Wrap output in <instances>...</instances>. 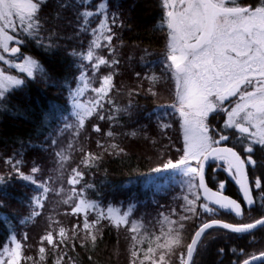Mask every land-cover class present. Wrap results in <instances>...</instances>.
<instances>
[{
	"label": "snow or ice",
	"instance_id": "1",
	"mask_svg": "<svg viewBox=\"0 0 264 264\" xmlns=\"http://www.w3.org/2000/svg\"><path fill=\"white\" fill-rule=\"evenodd\" d=\"M91 2L92 0H74V3L73 0H56L61 10L70 7L82 8L76 13V37L81 34L91 36L86 50L80 52L73 50L69 53L74 58L73 66L79 70L75 78V87L65 82L74 123H68V118L62 117L64 123L60 132L71 128L75 130V136H79L85 122L93 116L100 121L107 119L110 124H119L118 117L120 115L130 117L131 110L135 107L131 100L126 106H117L109 95L117 90L114 79L117 74L116 66L120 63L115 58L117 50L112 44L117 35L113 32V26L123 27L124 23L119 20L118 7L110 11L108 0H98L94 10H89ZM47 3L48 0H0V111L13 112L15 106L10 105L9 97L20 90L28 79L48 77L45 66L23 51L29 42L45 53H50L58 47L54 42L56 29L46 28L48 18L41 15L42 8ZM161 7L163 14L158 28L167 32V52L159 61L141 57L148 70L143 75L139 72L135 75L141 81L148 82L146 91L153 96L157 94L156 86L165 77L175 81L176 103L168 107L178 113L181 121L182 156L175 163L167 159L162 167H157L154 171L180 170L187 177V190L192 198L187 195L183 197L185 203L182 205V211L186 214L180 215L179 220L187 221L193 217L201 220L192 233L190 242L185 243L182 235L184 223H179L178 229L174 231L172 225L177 221L171 220L163 213L162 220L159 221L161 225L159 235L153 233L151 239L146 235H140L143 224L130 219L136 205L130 203L126 210L122 211L119 206L108 205L105 208L98 200L86 198L85 189H91L93 185L86 184L85 188L77 191L75 185L81 182L83 173L74 168L67 181L72 188L63 203L70 204L73 198L78 200L72 207L71 214L83 215L82 226L73 225L71 236L68 229L60 226L54 236V230L49 225V230L40 238L39 258L36 260L24 254L27 234H22L18 239L14 227L9 224L10 243L0 244V264H22V261L40 264L46 259L45 242L52 246L53 252L69 247L74 250L76 244L73 241L77 236L80 237L81 246L90 241L94 248L98 234L102 239L105 227L103 221L117 229L124 226L131 233L130 264H145L146 261L149 264H173V256L179 264H194L197 249L206 247L208 237L205 234L209 229L219 227L241 236L248 234L254 240L253 231L264 228V217L251 222L229 223L216 218L204 219L197 216L196 212L198 201L201 214H208L211 217L219 210L243 217L245 209L250 212L256 204L264 208V175L254 178L250 183L247 171L248 168L254 170L262 163L254 158L257 147L264 150V0H257L254 3H245L243 0H161ZM60 16L61 12L56 11L53 19H59ZM96 17L100 19L97 26L93 27L92 19ZM102 49H107L108 56L100 54L99 50ZM145 53L148 55L146 49ZM157 64L161 69L159 74L152 70ZM101 66L113 70L101 75L98 78L99 86L96 87L93 85ZM143 86V83H140L137 88L129 89L128 95L130 97L138 95L139 89ZM88 92L92 95L86 96ZM105 104L111 107L105 108ZM56 111L58 109H52V112ZM221 114L224 119L220 126L216 127L212 120ZM148 116L149 118L155 116L161 132L171 127L170 123L164 122L168 116L166 111H156L149 113ZM93 131L101 132L99 124L93 125ZM105 135L114 140L118 134L110 127ZM126 135L133 138L143 135V138L150 139L146 125ZM230 139L237 140L241 146L240 151L235 147L224 146V142ZM56 143L55 139L51 140L53 146ZM20 145L4 163L11 169L9 180L15 175L18 179L35 185L38 190V194L30 200L32 208L30 216L21 221V224H25L41 215L40 210L43 209L44 201L51 189L46 182L36 180L35 174L41 170L37 164L33 163L29 175L21 171L27 148H43V145H33L31 141L26 145L21 141ZM98 147L109 154H126L125 149L118 143H108L105 146L98 142ZM54 154L63 167V162L68 157L63 151ZM101 159L102 156L99 154L87 153L82 163L95 166ZM217 160L222 162V167L226 166L224 170L239 185L243 205L223 194L226 182H220L217 191H213L206 183L205 166L209 161ZM6 182L5 177L0 175V187ZM253 191H256L258 199L253 196ZM0 207H3L2 203ZM172 212L175 214V209ZM90 213H94L91 221L88 218ZM208 236H211V233H208ZM145 240L148 241V247L143 250L141 257L142 249H138L137 245H142ZM223 251L219 250L221 254ZM231 251L236 252L235 249ZM240 255L250 256L242 259L240 264L256 262L264 264V251L257 256L245 254L241 249ZM66 256L69 264H75L66 250L55 258V264H62Z\"/></svg>",
	"mask_w": 264,
	"mask_h": 264
},
{
	"label": "trees",
	"instance_id": "2",
	"mask_svg": "<svg viewBox=\"0 0 264 264\" xmlns=\"http://www.w3.org/2000/svg\"><path fill=\"white\" fill-rule=\"evenodd\" d=\"M98 0H92L88 6L89 10H94ZM257 2L252 0L250 3ZM74 3V0H73ZM109 10H115L118 7L119 20L123 21V27L113 26L116 38L112 44L116 47L115 58L120 61L116 66L114 83L116 89L109 95L117 106H126L131 100L135 106L131 111L132 115H120L119 124L111 123L106 119L100 121L96 116L85 122V127L80 130L79 136L74 135V129H67L60 132L63 127L62 117L68 118V123H74L71 117V102L68 95V88L65 82H69L75 87V78L79 70L75 68L74 58L69 55L70 52L84 51L87 48L91 36L81 34L76 37V13L82 8L70 7L59 9L56 0H48L43 6L41 15L47 17L46 28L49 30L56 29L54 42L58 45L50 53H45L29 42L23 51L38 59L48 70L47 78L37 77L28 79L25 85L9 97L10 105L15 106L16 111L12 113L0 111V175L7 181L0 187V244L7 245L10 243L11 224L14 227L17 238L26 233L28 239L25 241V255L31 256L38 260V249L40 247V238L49 230V225L54 230L56 236L60 226L68 229V234H72L73 225L83 223V215H72L73 201L70 204L59 203V196L62 192H70L72 186L68 184V179L72 175V169H77L83 173V179L75 185L77 191L85 188L86 184L93 185L91 189H85V197L101 202L102 206L113 204L126 210L130 203L136 207L130 216L143 224V231L152 236L159 235L160 223L162 220L161 213L168 209L171 204L174 207L176 216L185 215L182 211L183 201L180 200V188L172 183L169 189L163 192V197L158 193L159 185L154 182L157 167L167 160L177 161L182 155L183 143L181 139L180 119L176 112L166 105V97H170L174 92V81L165 77L159 85L156 86V95L149 94L146 89L147 81H141L136 77L139 72L143 75L148 69L141 57L146 60L159 61L164 58L167 52V32L160 30L158 24L162 19L161 0H108ZM56 11L61 12L59 19H53ZM100 17L92 19V26H97ZM47 34V33H46ZM73 37V38H69ZM147 50L148 55L145 53ZM101 55L108 56L107 49L99 50ZM111 58V57H109ZM113 69L107 66H101L97 79L93 86H99V77L108 74ZM157 74L161 69L159 65L152 69ZM91 76V71L89 72ZM143 83V88L139 89L138 95L129 96V89H135ZM88 92L86 96H91ZM111 107L105 104V108ZM169 108V109H168ZM52 109H58L52 112ZM166 111L168 116L164 122L170 123L171 127L161 132L157 127L155 116L149 118V113L156 111ZM107 115V113H105ZM222 116V115H220ZM223 119L224 116L218 117ZM218 120L220 124L222 121ZM99 124L100 133L93 131V125ZM142 125L147 126V135L150 139L143 138V135L131 137L126 135L136 130ZM118 135L113 140L106 137L105 133L109 130ZM57 141L56 145L51 144V140ZM152 140L156 142L153 143ZM25 145L31 141L33 145H43L41 147L27 148L24 153V165L21 171L29 175L33 163L40 167V172L35 174L38 182H46L51 189L47 199L44 201V207L40 210L41 215L37 216L31 222L21 224L22 220L29 217L32 208L30 207L31 198L38 194L35 185L18 179L15 175L9 180L10 167L4 163V160L13 155L20 148V142ZM98 142L105 144L118 143L125 149L126 154L115 155L104 152L98 147ZM71 144V147H69ZM229 145L239 149L238 142H230ZM63 151L68 157L63 162V167L57 161L54 153ZM87 153L99 154L102 159L95 166H87L82 163ZM254 156L257 161L262 162L251 170L253 177L264 175V150L257 147ZM216 168L209 170L207 173V182L214 187V182L225 179L226 173L222 169L218 172L224 173L222 176L216 174ZM212 172V173H211ZM154 175V176H153ZM157 177V176H156ZM169 177L166 175V178ZM153 179V180H151ZM156 179V178H155ZM151 180V181H150ZM147 181V183H145ZM63 189V191H60ZM6 193V194H5ZM156 193V194H155ZM200 203V201H199ZM179 206V207H178ZM197 216L204 219H220L229 223H245L264 216V208L258 204L252 213L245 212L243 217H236L226 210H219L214 217L208 214H201L199 207L196 209ZM190 215V213H187ZM89 220L94 218V213L89 214ZM46 223L44 224V222ZM58 221V223H56ZM201 220L193 217L182 230L184 240L190 242L192 233L197 229ZM102 239L98 234L96 246L93 248L91 242L87 241L81 246L80 237L77 236L73 241L76 246L73 250L71 247L61 249L56 252L52 251V246L46 242V259L40 264H55V258L66 250L68 256H71L75 264H123L124 253H120V234L116 227L103 221ZM167 226L165 225V230ZM154 230V231H153ZM79 232L80 230L77 229ZM151 231V233H149ZM153 231V232H152ZM211 233V236H208ZM206 247L198 248L194 255V264H240V261L249 256L240 255L242 249L245 254H254L264 251V228H257L253 231L261 240L259 242H248V234L243 236L231 233L222 228H212L205 234ZM188 237V238H187ZM215 237V238H212ZM58 239V237H57ZM145 241L142 245H147ZM130 247H127L128 254ZM139 246L137 245V248ZM139 249V248H138ZM140 251L143 256L144 247ZM223 249V254L219 252ZM235 249L236 252L231 251ZM173 264H179L176 257L172 259ZM22 264H32V262H23ZM62 264H69L68 257L64 258Z\"/></svg>",
	"mask_w": 264,
	"mask_h": 264
},
{
	"label": "rangeland",
	"instance_id": "3",
	"mask_svg": "<svg viewBox=\"0 0 264 264\" xmlns=\"http://www.w3.org/2000/svg\"><path fill=\"white\" fill-rule=\"evenodd\" d=\"M173 81H174V79H173ZM174 87H175V89H174V92H173V94L170 96V97H166V101H167V103H165L166 105H169V106H171V105H173V104H175L176 103V86H175V81H174ZM169 108H171V107H169ZM168 108V109H169ZM173 110V109H172ZM177 114V116L179 117V115H178V113H176ZM222 115V114H221ZM223 116V115H222ZM222 116H217V117H215V119L214 120H212V123L215 125V126H217V127H219V124L217 123V121L218 120H221V119H219L218 117H222ZM180 119V118H179ZM224 119V118H223ZM223 119H222V121H223ZM181 122V121H180ZM222 123V122H221ZM220 123V124H221ZM181 139H182V143H183V129L181 128ZM183 145V144H182ZM182 156V155H181ZM181 158V157H180ZM180 158H178V160L180 159ZM177 160V161H178ZM177 161H173L174 163L175 162H177ZM213 162V161H212ZM218 165H220V163L219 162H214V163H211L210 164V166H209V170H211V169H215L216 167H218ZM208 170V171H209ZM156 176H154L155 178H153L154 179V182L157 184V186L159 185V188H157V190H158V193L161 195L160 197H163V192H165V191H167L168 189H169V185H171L172 183H174V185L175 186H177L178 188H180V191L182 192L180 195V200L181 201H183V204L185 203V201L183 200V197L184 196H189V198H192L190 195H189V193H188V190H187V177H185L183 174H182V172L180 171V170H173V169H168V170H162V171H160V172H156V174H155ZM166 175L167 176H169V177H167L166 178ZM153 179H151V180H153ZM150 180V181H151ZM145 183H147V181L145 182ZM68 194H69V192H67V191H64V192H62L61 193V195L59 196V203H62L63 202V200L64 199H67V196H68ZM156 194V193H155ZM78 202V200L75 198L74 199V202H73V206H74V204L75 203H77ZM183 204H181L180 206H182ZM109 205H112V206H116V205H113V204H109ZM170 207V209H168V210H166L165 212H164V215H167V216H169V218L171 219V220H175V221H177V223L176 224H174V225H172V227H173V229H174V231L176 230V229H178V225H179V223H187L189 220H187V221H180L179 220V216H176L177 214L175 213V214H173V212H172V210L174 209V207H177L176 206V204H171V206H169ZM179 207V206H178ZM197 207H199V201L197 202ZM191 215V214H190ZM46 223V221L44 222V224ZM141 223V222H140ZM118 231H119V234H120V241H121V244H120V248H118L119 249V252L122 254V253H124V257H123V259H122V262H123V264H130V259H131V257H130V252H129V254H128V250L126 249L127 247H129V246H131V239H130V235H131V233L127 230V228L126 227H124V226H121L120 228H118ZM154 231V230H153ZM152 231V232H153ZM166 231H167V228H166ZM149 233H151V231L149 232ZM140 235H146L149 239H151L152 237H153V235L152 236H148L144 231H143V229L141 228L140 229ZM188 238V237H187ZM138 239H139V236H138ZM145 241H147V240H145ZM148 242V241H147ZM185 243H186V241H185ZM188 243V242H187ZM139 247V249H141V248H145V249H147V247H148V244L147 245H138ZM159 254V251H157V255ZM173 257H175V256H173ZM173 257H172V259H173ZM166 259H167V257H166ZM145 264H149V262H145Z\"/></svg>",
	"mask_w": 264,
	"mask_h": 264
},
{
	"label": "flooded vegetation",
	"instance_id": "4",
	"mask_svg": "<svg viewBox=\"0 0 264 264\" xmlns=\"http://www.w3.org/2000/svg\"><path fill=\"white\" fill-rule=\"evenodd\" d=\"M252 0H243V2H245V3H250ZM222 121V120H221ZM219 126H220V124H219ZM217 127V126H216ZM230 142H237V140L236 139H230ZM224 146H230V147H234V146H232V145H229L228 144V141L227 142H224ZM236 148V150L237 151H240V149H241V147H239V149L237 148V147H235ZM241 155L243 156V153H241ZM254 158L256 159V160H258L255 156H254ZM214 162H216V161H214ZM214 162H212V163H214ZM217 162H219L220 163V165H218V167H216V174H214L215 176H217V175H223L224 173H220V174H218V172L219 171H221L222 169H224V167H226V166H224V167H222V162L221 161H219V160H217ZM251 170H252V168H248L247 169V171H248V176H249V181H250V183H251V181L254 179V178H258V177H261L259 174H258V176L257 177H253V173H251ZM209 172V171H208ZM212 173V172H211ZM225 173H226V176H225V179H223V180H221V181H216V182H214V189H216V190H219L218 189V184L220 183V182H226L225 183V188L222 190L223 191V193L224 194H226V195H228V196H230L231 198H233V199H235V200H237L238 202H240L242 205H243V200H242V193H241V190H240V188H239V185L235 182V180L231 177V176H229V174L225 171ZM218 177V176H217ZM253 196L254 197H256L257 199H258V197H257V194H256V191H253ZM257 205L258 204H256V205H254L252 208H251V211L249 212L247 209H245V212H247V213H252V210L253 209H255L256 207H257ZM218 207V206H217ZM264 217V216H263ZM259 218H262V217H259ZM259 218H257V219H259ZM255 231V230H254ZM253 235V234H252ZM254 236V240L250 237V236H248V242H259L261 239L259 238V237H257L256 235H253ZM260 254V252H256V253H254V255H259ZM249 258H250V256H249ZM257 264H259V263H257Z\"/></svg>",
	"mask_w": 264,
	"mask_h": 264
},
{
	"label": "water",
	"instance_id": "5",
	"mask_svg": "<svg viewBox=\"0 0 264 264\" xmlns=\"http://www.w3.org/2000/svg\"><path fill=\"white\" fill-rule=\"evenodd\" d=\"M228 147H230V146H228ZM212 163V161H209L208 162V164L205 166V178H206V183L208 184V182H207V173H208V170H209V166H210V164ZM248 180H249V176H248ZM250 182V181H249ZM208 186L210 187V188H212V190L213 191H217L216 189H214L213 187H211L209 184H208ZM202 191V190H201ZM224 194V193H223ZM224 195H226V194H224ZM226 196H228V195H226ZM230 197V196H229ZM231 198V197H230ZM233 199V198H232ZM226 222V221H225ZM214 228H219V227H214ZM210 230V229H209ZM195 255V254H194ZM258 256V255H257ZM257 263H259V262H256V264Z\"/></svg>",
	"mask_w": 264,
	"mask_h": 264
}]
</instances>
